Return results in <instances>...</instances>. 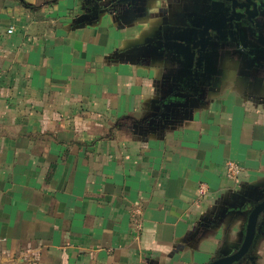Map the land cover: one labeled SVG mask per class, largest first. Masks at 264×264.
Here are the masks:
<instances>
[{"label": "crops", "instance_id": "crops-1", "mask_svg": "<svg viewBox=\"0 0 264 264\" xmlns=\"http://www.w3.org/2000/svg\"><path fill=\"white\" fill-rule=\"evenodd\" d=\"M191 3L0 0V264L239 249L264 199V58L177 46ZM257 224L236 264H264Z\"/></svg>", "mask_w": 264, "mask_h": 264}, {"label": "flooded vegetation", "instance_id": "flooded-vegetation-1", "mask_svg": "<svg viewBox=\"0 0 264 264\" xmlns=\"http://www.w3.org/2000/svg\"><path fill=\"white\" fill-rule=\"evenodd\" d=\"M191 1V14L201 15V20L213 27L204 41L215 44L213 47L221 52L226 50L239 56L250 52L264 58V0Z\"/></svg>", "mask_w": 264, "mask_h": 264}, {"label": "water", "instance_id": "water-1", "mask_svg": "<svg viewBox=\"0 0 264 264\" xmlns=\"http://www.w3.org/2000/svg\"><path fill=\"white\" fill-rule=\"evenodd\" d=\"M212 28L210 24L201 20V18H197L192 22L191 29L186 31L183 36L176 37L174 43L179 47L187 49L191 53H198L202 47L207 31ZM246 205V209H249V213L243 240L239 249L232 254L219 257L207 264H236L240 259L247 256L256 231L260 229V226L257 224V219L258 216L264 212V199L257 204L247 203Z\"/></svg>", "mask_w": 264, "mask_h": 264}, {"label": "built area", "instance_id": "built-area-1", "mask_svg": "<svg viewBox=\"0 0 264 264\" xmlns=\"http://www.w3.org/2000/svg\"><path fill=\"white\" fill-rule=\"evenodd\" d=\"M240 166L234 161H228L225 167V175L229 179L236 178L240 173ZM202 192V190H201Z\"/></svg>", "mask_w": 264, "mask_h": 264}]
</instances>
